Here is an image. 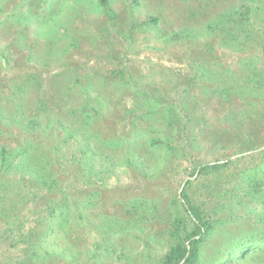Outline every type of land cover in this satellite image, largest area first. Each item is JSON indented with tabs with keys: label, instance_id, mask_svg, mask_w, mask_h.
<instances>
[{
	"label": "rangeland",
	"instance_id": "1",
	"mask_svg": "<svg viewBox=\"0 0 264 264\" xmlns=\"http://www.w3.org/2000/svg\"><path fill=\"white\" fill-rule=\"evenodd\" d=\"M262 30L264 0H0V163L26 150L49 180L0 170V264H161L187 182L225 206L198 264L256 237Z\"/></svg>",
	"mask_w": 264,
	"mask_h": 264
},
{
	"label": "trees",
	"instance_id": "2",
	"mask_svg": "<svg viewBox=\"0 0 264 264\" xmlns=\"http://www.w3.org/2000/svg\"><path fill=\"white\" fill-rule=\"evenodd\" d=\"M99 3L100 5L105 6L106 0H99ZM261 34L262 40L264 41V30L261 31ZM86 146H88V143L86 144ZM1 153L3 157L0 163V170L9 168V171L11 169L15 171L25 168L24 171L31 172L32 177H34L39 185L43 186L49 182V180L39 172L41 168L36 165H32L29 162L31 160L27 156V154L25 155L26 150L20 152L21 158L16 164H10L8 162V159L5 157V151H1ZM24 156L26 159L24 158ZM85 159L87 160V169L91 170V164L88 163L90 157ZM227 165L228 164L219 163L212 165L206 164L196 168V170H194V173L198 175L207 174L209 172L221 173L222 170H225L227 168ZM57 183L58 182H55L54 185H56ZM188 184L189 182L186 183L181 193L180 200H178V208L176 209L177 216L173 221V231L170 232V235L174 237L175 244L170 247L168 251L162 256L160 260L161 264H198L199 246L205 241L208 234L212 230L213 225L216 222L215 217L225 207L224 204L221 203L219 206L217 204L216 207H214L213 209L211 208V210H206L204 207L194 204L188 193L185 191ZM220 198H223V196H220ZM80 203L83 204V202ZM73 204L68 202L67 198L64 197V201L62 202V204L59 205L57 209L52 208L53 211L49 213L48 216L51 220H53L54 217H57V213L58 219H62L61 222H58L56 225L59 229L62 223L65 224L66 221L71 219H69L68 217V215H70L71 209H75V215L77 216L81 213V209L78 210L74 208ZM86 209H89L87 205ZM262 209V212L257 214L258 223L262 222V219H264V205ZM248 210L250 214L254 213L255 211L251 207H249ZM255 229L257 231H260V233L257 234L256 237H252L244 242L234 244L227 253V257L223 262L224 264H233L235 261H242L249 254L254 253L253 255L259 256L264 253V228L258 229L256 226ZM108 239L106 241V244L109 243Z\"/></svg>",
	"mask_w": 264,
	"mask_h": 264
}]
</instances>
